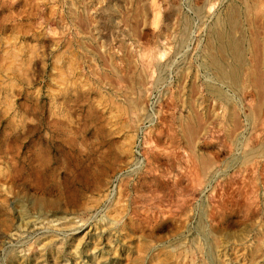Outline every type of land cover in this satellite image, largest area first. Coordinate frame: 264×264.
I'll return each mask as SVG.
<instances>
[{"label":"rangeland","instance_id":"rangeland-1","mask_svg":"<svg viewBox=\"0 0 264 264\" xmlns=\"http://www.w3.org/2000/svg\"><path fill=\"white\" fill-rule=\"evenodd\" d=\"M151 2L0 0V264H264V0Z\"/></svg>","mask_w":264,"mask_h":264},{"label":"bare ground","instance_id":"bare-ground-1","mask_svg":"<svg viewBox=\"0 0 264 264\" xmlns=\"http://www.w3.org/2000/svg\"><path fill=\"white\" fill-rule=\"evenodd\" d=\"M147 1V0H146ZM153 1V0H152ZM150 2H151V0H150ZM152 3V2H151ZM154 4V3H153ZM150 5V4H149ZM234 5H236V4H234ZM234 5H232L233 7H234ZM145 6H146V4H145ZM176 6V5H175ZM175 6H174V8H175ZM238 6V5H237ZM240 6V5H239ZM238 6V7H239ZM118 7V6H117ZM106 8H108V6L106 7ZM119 8V7H118ZM142 8V7H141ZM176 8H178V7H176ZM145 9H147L146 7L145 8H143V10H145ZM150 9V8H149ZM230 9V8H229ZM235 9V8H234ZM112 10V9H111ZM110 10V11H111ZM118 10V9H117ZM119 10H121V9H119ZM177 10V9H176ZM175 10V11H176ZM110 11H108V12H110ZM151 11V10H150ZM230 11V10H229ZM232 11H234L235 12V10H232ZM244 11V10H243ZM242 11V12H243ZM113 12V11H112ZM115 12V11H114ZM120 12V11H119ZM118 12V13H119ZM122 12V11H121ZM237 12H239V11H237V8H236V12H235V14H237ZM118 13H116L115 12V14H118ZM227 13H229V12H227ZM113 14V13H112ZM157 14V13H156ZM232 14V13H231ZM240 14V13H239ZM229 15V14H228ZM228 15H226V16H228ZM109 16V15H108ZM223 16H225V15H223ZM234 16V15H233ZM91 17V16H90ZM89 16H88V18H90ZM114 17V16H113ZM126 16H124V17H122V18H125ZM229 17V19H230V21H229V23H232V25H234L233 26V28L235 29L236 28V21H235V18H233V17H231V16H228ZM239 17V16H238ZM240 18V17H239ZM91 19V18H90ZM114 19V18H113ZM127 19V18H126ZM125 19V20H126ZM222 19H225V17L224 18H222ZM221 19V20H222ZM226 19H228V18H226ZM225 19V20H226ZM165 20V19H164ZM91 21V20H90ZM125 22V21H124ZM165 22H166V20H165ZM169 22V21H168ZM217 22H219V21H217ZM221 22V21H220ZM223 22H226V21H224L223 20ZM241 22V21H240ZM238 23H239V21H238ZM124 24V23H123ZM127 24V23H126ZM126 24H124V25H126ZM166 24V23H165ZM187 24V23H186ZM226 24V23H225ZM240 24V23H239ZM241 24H242V22H241ZM217 25H219V24H217ZM221 25H222V23H221ZM229 27H231V24H227ZM238 25V24H237ZM188 26V25H187ZM214 26H215V24H214ZM239 26V25H238ZM237 26V27H238ZM217 27V26H216ZM224 27V26H223ZM240 27V26H239ZM167 28V27H166ZM221 28V27H220ZM225 28H226V25H225ZM228 28V27H227ZM227 28H226V30H227ZM163 29V28H162ZM165 29V28H164ZM223 29V28H222ZM230 29H232V27L230 28ZM236 29H238V28H236ZM240 29V28H239ZM217 30V29H216ZM229 30V29H228ZM231 31V30H230ZM236 31H238V30H236ZM240 31H241V29H240ZM233 32H235L234 30H232V33ZM212 33V32H211ZM220 33V32H219ZM218 33V34H219ZM236 33V32H235ZM217 34V35H218ZM234 34V33H233ZM240 34V33H239ZM241 34H243V32L241 33ZM212 35V34H211ZM215 35V34H214ZM217 35H215V36H217ZM220 39L224 42H222V48L224 49H222V51H224L225 52V49H227V50H229L230 51V53L232 54V55H230V57L231 56H233L234 57V60H235V64H238L240 61H242L241 60V57H242V54L244 53L243 51V49H242V44H241V42H242V40H244V39H242V38H240L241 39V41L238 39V37L237 38H235V34H234V36L231 34V33H226V32H223L222 34L220 33ZM237 36V35H236ZM243 37H245L244 35H243ZM217 38V37H216ZM215 41H217V40H214V43H215ZM221 44V43H220ZM211 45V44H210ZM209 45V46H210ZM215 45H217V43L215 44ZM213 46H214V44H213ZM210 48H213V47H211L210 46ZM218 48V47H217ZM221 49V48H220ZM210 50V49H209ZM219 50V49H218ZM213 52H214V50H213ZM212 52V53H213ZM214 54V53H213ZM210 55V54H209ZM216 55H218V54H216ZM219 56V55H218ZM221 56V55H220ZM226 56V55H225ZM212 57V56H211ZM222 57V56H221ZM213 58V57H212ZM212 58H210V59H212ZM217 58V57H216ZM215 58V59H216ZM219 58V57H218ZM225 59H226V57H225ZM223 60V59H222ZM233 61V60H232ZM215 62H217V61H215ZM218 62H219V60H218ZM224 63V62H223ZM227 63H228V61H227ZM234 63V62H233ZM212 64V63H211ZM214 64V63H213ZM229 64V63H228ZM215 65H216V63H215ZM218 65V64H217ZM226 65V64H225ZM231 65V64H230ZM229 66V65H228ZM241 66H242V64H241ZM229 67H231V66H229ZM234 67H235V65H234ZM224 69H225V67H224ZM245 69V68H244ZM243 69V70H244ZM241 71V70H240ZM231 72V71H230ZM232 72H233V75H232V77L236 80V72H237V68L235 69V70H232ZM235 72V73H234ZM243 73V72H242ZM224 75H225V73H223ZM241 75H243V74H241ZM226 77H227V75H226ZM236 77V78H235ZM235 82V81H234ZM235 84V83H234ZM129 96V95H128ZM130 97V96H129ZM133 99H131V101H132ZM133 102V101H132ZM131 102V105L133 104V103H135V102H133L132 103ZM129 104V103H128ZM136 104V103H135ZM80 226V225H79ZM82 230H83V228H82ZM109 231V230H108ZM86 232V231H85ZM97 232V231H96ZM91 233V232H90ZM98 234H99V232H97ZM101 233V232H100ZM87 234V233H86ZM102 234H103V232H102ZM106 235V234H105ZM88 236V235H87ZM89 237V236H88ZM100 237V236H99ZM98 237V238H99ZM102 237H104V236H102ZM112 237V236H111ZM56 240L58 239V240H62L61 238L59 239V238H55ZM54 239V240H55ZM83 239V238H82ZM95 239V238H94ZM97 239V238H96ZM93 240V239H92ZM99 240H102V239H100L99 238ZM99 240H97L98 242H100ZM64 241H65V239H64ZM72 241V240H71ZM52 242H53V240H52ZM63 242V241H62ZM73 242V241H72ZM71 242V243H72ZM98 242H97V244H98ZM47 243V242H46ZM65 243H66V241H65ZM45 244V243H44ZM50 244V243H49ZM48 243H47V245H49ZM52 244V243H51ZM63 244V243H62ZM69 244V243H68ZM216 244V243H215ZM46 245V244H45ZM63 246V245H62ZM64 246H65V244H64ZM48 247V246H47ZM49 247H51V245L49 246ZM113 247V246H112ZM219 247V246H218ZM46 248V247H45ZM96 248V247H95ZM114 248V247H113ZM36 249V248H35ZM38 249V248H37ZM47 250V249H46ZM46 250H44V251H46ZM55 250V249H54ZM63 250H64V248H63ZM95 250V249H94ZM42 251V250H41ZM60 251H61V249H60ZM219 251H220V249H219ZM219 251H217V252H219ZM55 252V251H54ZM94 252H96V250L94 251ZM41 253V252H40ZM40 253H38V254H40ZM53 253V252H52ZM45 254V253H44ZM56 255L58 254V253H55ZM54 254V255H55ZM95 254V253H94ZM219 254V253H218ZM59 255V254H58ZM223 255V254H222ZM35 256V255H34ZM39 256V255H38ZM50 256V255H49ZM41 257V256H40ZM57 257V256H56ZM56 257H54V259H56ZM220 257H221V255H220ZM219 257V258H220ZM223 257V256H222ZM245 257V256H244ZM60 258V257H59ZM58 259V258H57ZM107 259V258H106ZM105 259V260H106ZM39 260V259H38ZM52 260H53V258H52ZM95 260V259H94ZM103 260V259H102ZM224 260V259H223ZM226 260L228 261V258H226ZM230 260V259H229ZM238 260V259H237ZM56 262V261H55ZM98 262V261H97ZM224 262V261H223ZM232 262V261H231ZM58 263V262H57ZM99 263V262H98ZM98 263H96V264H98ZM239 263H240V260H239ZM233 264V263H232Z\"/></svg>","mask_w":264,"mask_h":264}]
</instances>
